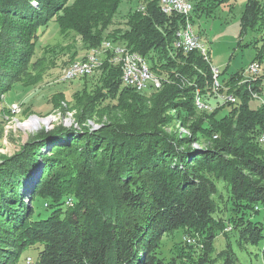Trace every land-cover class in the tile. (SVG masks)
I'll use <instances>...</instances> for the list:
<instances>
[{
    "label": "trees",
    "instance_id": "trees-1",
    "mask_svg": "<svg viewBox=\"0 0 264 264\" xmlns=\"http://www.w3.org/2000/svg\"><path fill=\"white\" fill-rule=\"evenodd\" d=\"M69 1L0 0V95L16 84L34 86L55 67L54 47L37 56L49 22L79 39L85 50L107 39L138 52L160 83L142 91L125 86L120 66L107 54L93 74L76 78L82 85L70 100L62 91L51 96L52 111H72L77 127H40L15 154H0V264H27L28 257L29 264H213L218 234L263 241L264 261V218L253 219L264 212V146L258 142L264 101L250 106L253 92L264 95V73L241 84L243 71L231 74L220 92L234 102L220 101L211 92L209 59L173 45L184 18L163 13L158 0H138L117 25L122 0ZM189 1L193 24L228 2ZM248 32L250 45H260L251 61L261 72L260 0L246 2L240 34ZM66 51L61 70L78 59L77 50ZM197 91L206 103H215L213 110H198ZM91 119L96 128L89 127ZM38 169L28 197L26 182ZM219 202L230 211L228 218L218 214ZM44 211L49 213L43 216ZM178 230L200 237L202 247L179 241L180 253L164 258L162 237ZM222 253L223 264H235L229 242Z\"/></svg>",
    "mask_w": 264,
    "mask_h": 264
},
{
    "label": "rangeland",
    "instance_id": "rangeland-1",
    "mask_svg": "<svg viewBox=\"0 0 264 264\" xmlns=\"http://www.w3.org/2000/svg\"><path fill=\"white\" fill-rule=\"evenodd\" d=\"M71 1L72 0H70L69 3ZM120 2L121 3L118 7L113 23L116 25L123 23L124 14L129 10V8L138 4V0H122ZM246 2L247 0H228L227 3H223L220 7L213 9L212 12H206L199 18L194 19V24L192 23L195 31L200 34V41L206 49L210 67L212 65L219 68L220 71H224V73H222L219 77V80L221 81L226 80L231 74H235L236 72L240 73L241 70L243 71L245 67L252 62L251 60L256 55V49L260 46L259 44L256 47L250 45L249 42L253 37L252 33L248 32L243 36L240 34L241 17L246 7ZM260 2L264 5V0H260ZM139 7H143V5L137 6L139 10H143ZM42 29L43 31H41L37 44V56L42 55L44 47H54L57 51L55 54L56 56L54 57L56 65L55 67L49 68L42 80L34 86L23 87L20 84H16L13 88L0 95V154L3 155L15 154V152L19 150L20 145L27 140L28 136L38 131L40 127L51 129L55 124L60 123L70 126L75 125L77 127L74 123L73 112L65 111V113H63L59 110L53 112L52 102L50 99L54 93L62 91L66 98L70 100L72 93L81 88L82 84H80V79L78 80L75 78L71 80V82H60L58 81V76L63 75L65 70L72 65L71 63L80 62L83 59V61H85L86 55L92 48L85 50L79 39L74 38L73 41L71 35L59 32L56 23L54 22H49V24L44 28L42 27ZM113 44L115 46L121 45L118 43ZM60 48H65L63 53L60 52ZM67 48L77 50L78 59L69 63L70 65L68 64L61 70V67L64 66V62H68L69 54L66 51ZM81 56H83V58L79 59ZM100 57L104 59L105 55L101 54ZM99 67L93 69V72L89 73V75L93 74ZM262 73H264V59L261 62V72L259 75ZM245 77L246 76L244 75L238 84L244 82ZM222 93L226 94L225 92ZM218 99L222 101L221 96H219ZM254 99L256 98H253V100L250 101V106L253 108L254 106L257 107L260 104L259 99L264 101V95H260V97L258 96L256 101ZM16 102L20 107V111L14 114L9 108ZM214 104V102H212V105L208 104L212 107V110L216 106ZM2 107L5 109H2ZM8 109L9 112H6ZM226 112L227 108L223 109L219 115H223ZM34 115H37L39 118ZM33 118L51 119H49L48 122H39L36 125H24L25 123L27 124V122H30ZM89 125H91L89 127H97V124L94 123L92 119L89 121ZM177 127L180 134L188 135V130L183 128L180 124H177ZM259 144L261 143L259 142ZM192 146L199 148L198 144L194 141L192 142ZM222 183V181L218 182L217 186L220 191L223 192L224 198H226L227 191L221 188ZM70 202L71 198L68 197L66 205H70ZM219 206L221 211H219L218 214L224 218H228L230 214L228 208L224 206L223 202H219ZM40 210H42V208L37 207L36 211ZM48 213L49 211H44L43 216H46ZM261 217L264 218V212L260 210L257 216L253 217V219ZM262 222L264 223V220ZM226 228L229 229V227ZM236 238L237 235H232L228 240L226 237L218 234L217 237L213 239L214 248L211 252V257L214 259L213 264H223V256L225 254L222 252L227 248L228 242L233 251L235 264H264L260 252L263 241L258 244H253L251 242L239 241ZM199 240H201V238L198 236L192 237L182 230H178L174 233L172 232L171 234L163 235L160 244V251L162 252L164 258H169L174 256V254L180 253L181 245H179V241H183L188 245L192 244L193 246L200 248V246L202 247V243ZM181 251L183 252L182 248ZM26 255H31L33 260H35V256L32 254L31 250H28Z\"/></svg>",
    "mask_w": 264,
    "mask_h": 264
},
{
    "label": "built area",
    "instance_id": "built-area-1",
    "mask_svg": "<svg viewBox=\"0 0 264 264\" xmlns=\"http://www.w3.org/2000/svg\"><path fill=\"white\" fill-rule=\"evenodd\" d=\"M160 10L165 14H172L175 13L177 15H180L184 18V9L185 7H192V2L189 0H167V5H159ZM140 9H143V7H139ZM186 25V19L184 18V22L178 27V29L175 31V38L174 40V47L177 49L182 50L184 53L191 52V51H200L199 50V40L200 34L195 31L194 25L193 26H185ZM184 38H191V45H184ZM98 49L103 50V52H106L110 55H118V64L121 69V81L125 86H142L145 88H148L149 85L147 84V73L145 68V57L141 54L134 53V57L139 59V64L144 66L145 68V78H137L136 72L134 71V68H132L129 64V61H126L125 58V50L123 52H116L114 50V44H107L106 39L102 40L101 43L98 45ZM200 53V52H199ZM103 61H98L96 57L93 56V53H91V57L88 58L87 61H80L79 67L74 70H69L70 73L63 74L58 76V81L65 82V81H71L75 78H78L80 76H85V67H91L92 64L95 63H101ZM212 73V89L211 92L216 96H222L223 102H234L232 100L231 94H223L220 92V89L222 88V82L219 80V77L221 75V71L219 68H213L211 70ZM260 73L259 63L257 61L250 62L245 69L243 70L242 75L246 76L245 81L249 80V78H252L253 76H257ZM253 98L257 99V94L252 93ZM196 100V106L197 105H204L205 111H211L212 107H208L207 103L200 97L198 91H197V98ZM14 107L18 108V103H14ZM258 136L264 137V131L261 132ZM26 263L29 264L31 262V259L28 257L26 260Z\"/></svg>",
    "mask_w": 264,
    "mask_h": 264
},
{
    "label": "bare ground",
    "instance_id": "bare-ground-1",
    "mask_svg": "<svg viewBox=\"0 0 264 264\" xmlns=\"http://www.w3.org/2000/svg\"><path fill=\"white\" fill-rule=\"evenodd\" d=\"M159 4L160 5H167V0H159ZM192 7H185L184 9V16L186 17V25L185 26H193L192 24V20H190L189 16H190V13L192 12ZM184 17V18H185ZM107 41V44H113V42L109 41V40H106ZM184 45H191V38H184ZM114 50H116V52H123V50H125V58H126V61H129V64L132 68H134V71L136 72V77L137 78H145V68H146V73H147V84L149 83H152V84H155L157 86H159V78L154 76V74L151 72V70L148 68V65L145 63V68L144 66H142L141 64H139V59H137L136 57H134V53L136 52H132L130 51L126 46L124 45H118V46H115L114 45ZM199 52L202 54L203 58L204 59H208V55L206 54V49L205 47L203 46V44L201 43V41L199 40ZM91 53H93V56L97 58L98 61H102L103 59L100 57L101 54H104L105 57L108 53L106 52H103V50L101 49H98V46L97 47H94L91 49V51L86 55V59L85 61L88 60V58L91 57ZM109 57H110V60L114 63H118V55H110L108 54ZM84 60V59H83ZM82 60V61H83ZM102 63V62H101ZM101 63H95V64H92L91 67H85V74H88L89 73H92L93 72V69L99 67L101 65ZM72 65L69 66L66 70H65V73L64 74H68L70 73L69 70H74V69H77L79 67V62H76V63H71ZM70 65V64H69ZM213 68H217V67H214L212 66ZM212 69V68H211ZM63 74V73H62ZM134 87L136 90L138 91H142L143 89H145V87H142V86H132ZM212 87V86H211ZM219 97V96H218ZM222 97V96H221ZM197 98V95L196 97ZM232 100H234V97L232 96ZM195 104H196V100H195ZM208 105V104H207ZM198 109H201V110H205V106L204 105H197L196 106ZM208 107H211L210 105H208ZM11 110L12 113H18L20 111V107L18 106V108H15L14 107V104L11 105V107L9 108ZM11 115V114H10ZM49 119L51 118H45V119H36V118H33L30 122H27V124L25 123L24 125H36L37 123L39 122H48ZM30 120V119H29ZM258 140L261 144L264 145V137L262 136H259L258 137Z\"/></svg>",
    "mask_w": 264,
    "mask_h": 264
},
{
    "label": "water",
    "instance_id": "water-1",
    "mask_svg": "<svg viewBox=\"0 0 264 264\" xmlns=\"http://www.w3.org/2000/svg\"><path fill=\"white\" fill-rule=\"evenodd\" d=\"M38 117L37 115H34ZM39 118V117H38ZM40 171L41 169H38L35 173H33L32 177L26 182V191H27V196L30 197V193L32 192L37 180L40 177Z\"/></svg>",
    "mask_w": 264,
    "mask_h": 264
}]
</instances>
